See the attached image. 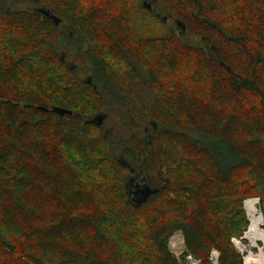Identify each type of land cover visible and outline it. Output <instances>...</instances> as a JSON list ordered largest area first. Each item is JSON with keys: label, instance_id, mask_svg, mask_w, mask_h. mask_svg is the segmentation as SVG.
Wrapping results in <instances>:
<instances>
[{"label": "trees", "instance_id": "16d2710c", "mask_svg": "<svg viewBox=\"0 0 264 264\" xmlns=\"http://www.w3.org/2000/svg\"><path fill=\"white\" fill-rule=\"evenodd\" d=\"M147 5L179 33L137 32L132 0H0V264H179L177 229L202 264H244L243 200L264 215V0ZM124 161L160 189L140 207Z\"/></svg>", "mask_w": 264, "mask_h": 264}, {"label": "rangeland", "instance_id": "374dc122", "mask_svg": "<svg viewBox=\"0 0 264 264\" xmlns=\"http://www.w3.org/2000/svg\"><path fill=\"white\" fill-rule=\"evenodd\" d=\"M147 4H149V0H132L133 25H134V28L137 32H141V33H145V34L149 33L150 35H156V36L157 35H166L172 31H174L176 34L179 33V27H178L179 24L177 25V21H175L171 17H165L163 14L158 16L156 13L151 11V9H149V8L147 10L146 9ZM40 7H43V5L36 4V3L35 4L34 3L33 4H19V5H13L12 3L5 4V8L7 10H12V11L20 10V9H27L30 11H39ZM59 30L61 33L60 36H61L62 42H63V44H66V42H67L66 37L69 33H71V29L69 28L67 23L62 22ZM184 40L187 43L194 45V46L201 45L200 39L194 35H191V34L186 35L184 37ZM88 45L89 44L86 41L84 44V47L87 48ZM71 48L69 45H65L63 47V49H61V51L59 52V55L60 54L63 55L64 58L67 57L66 54H68V49H70L73 52L75 51V50H73L74 48L72 45H71ZM66 60H67L68 64L73 62L72 57H70V58L67 57ZM88 70H91V64L88 65ZM75 75H77V73H75ZM94 116L95 115H92V116H90V118H92ZM152 121H153V119H151V118L148 119V122H147L148 125L146 126L147 131L144 133V136H143V140L145 142H147L148 138L151 137V140L150 141L148 140V143L152 142L153 135H154L153 126L151 125ZM109 122L110 121L108 119V121H106L107 127L110 125ZM147 136H149V137L147 138ZM117 153L119 154L120 152H117ZM129 174H130V172H128L126 174V178H127V175H129ZM150 175H151V177H154L155 172L151 173ZM160 180H164V177H162V178L160 177ZM254 198H257L260 200L259 197H253L250 199H254ZM247 200H249V199H244L242 202V211L244 212L245 220L248 223L247 228L249 229V226L251 224V220H250V216L248 214V210L246 209V201ZM248 229L244 231L245 233L243 232V235L241 237H239V238L233 237L232 238L233 243H234L237 251L243 257L244 264H245V257L247 256L248 252L250 251L249 250V240L246 238V233H247ZM262 229L264 230V215H263ZM240 244L246 245L244 251L240 247ZM259 245H260V247L264 246V241H260ZM168 246H169V249H170L172 255L176 258V260L178 261L179 264H189L187 257L189 255L194 256L187 248L185 235H184V232L182 229H177L170 236ZM214 249H216V248L211 249L210 255ZM247 249H248V251H247ZM258 251H259V248L254 249V252H258ZM219 254H220V252H219ZM210 255H209V260H210ZM195 258L200 261V264H202L201 259H199L197 257H195ZM210 263L212 264V262H210ZM219 264H220V261H219Z\"/></svg>", "mask_w": 264, "mask_h": 264}, {"label": "water", "instance_id": "95a60500", "mask_svg": "<svg viewBox=\"0 0 264 264\" xmlns=\"http://www.w3.org/2000/svg\"><path fill=\"white\" fill-rule=\"evenodd\" d=\"M148 8H151V5H147ZM39 12L45 14L46 16L50 17L52 20H54V22L56 23V25H59L61 22V18H59L58 16L51 14L50 11H48L47 9L40 7L39 8ZM178 24H181V22H177ZM183 29L185 30V27H183ZM62 60H64V58H62ZM75 66L71 65V69H74ZM88 84L92 83V77H89L87 80ZM38 109L47 112L49 109L45 108V107H38ZM52 111L57 113L59 116H65L66 114L72 115L73 111L62 107V106H55L52 108ZM108 114L106 113H99L97 114L94 118L93 121L97 124V125H102L106 118H107ZM124 165L131 167L130 164H128L127 162H123ZM142 173L144 174L143 176L145 177L143 180H128L126 188H127V195L128 198L131 202L132 205H134L135 207H140L142 204H144L153 194H156L159 192V188H154L152 187L149 182H148V177L147 175L144 173V171H142ZM134 182H136L134 184ZM131 185H134L133 187ZM255 200H257V207L259 210L262 211L261 209V204H260V200L257 198H254Z\"/></svg>", "mask_w": 264, "mask_h": 264}, {"label": "bare ground", "instance_id": "6f19581e", "mask_svg": "<svg viewBox=\"0 0 264 264\" xmlns=\"http://www.w3.org/2000/svg\"><path fill=\"white\" fill-rule=\"evenodd\" d=\"M246 209L250 216L251 224L246 233L249 240V252L245 257L246 264H264V246L259 245L260 241H264V230L262 229L263 213L257 207V200L249 199L246 201ZM255 248H259L258 252H254ZM248 251V249H247Z\"/></svg>", "mask_w": 264, "mask_h": 264}, {"label": "flooded vegetation", "instance_id": "af4514ba", "mask_svg": "<svg viewBox=\"0 0 264 264\" xmlns=\"http://www.w3.org/2000/svg\"><path fill=\"white\" fill-rule=\"evenodd\" d=\"M149 136H147L148 138ZM148 140L150 141L151 140V137L148 138ZM129 168V172L130 174L127 175V178L126 180H143L145 177L143 176L144 174L142 173L143 170H141L140 168H135L133 166L131 167H128ZM136 182H134L135 184ZM132 187L134 185H131ZM134 188V187H133Z\"/></svg>", "mask_w": 264, "mask_h": 264}, {"label": "built area", "instance_id": "2783aa9c", "mask_svg": "<svg viewBox=\"0 0 264 264\" xmlns=\"http://www.w3.org/2000/svg\"><path fill=\"white\" fill-rule=\"evenodd\" d=\"M219 252L214 249L212 252H211V255H210V260L212 262V264H219ZM188 259V262L189 264H200V261L198 259H196L194 256L192 255H189L187 257Z\"/></svg>", "mask_w": 264, "mask_h": 264}, {"label": "crops", "instance_id": "0c3cea01", "mask_svg": "<svg viewBox=\"0 0 264 264\" xmlns=\"http://www.w3.org/2000/svg\"><path fill=\"white\" fill-rule=\"evenodd\" d=\"M246 264V263H245Z\"/></svg>", "mask_w": 264, "mask_h": 264}]
</instances>
